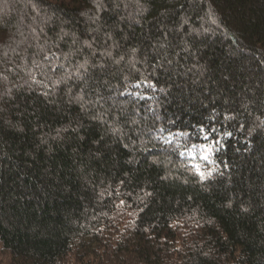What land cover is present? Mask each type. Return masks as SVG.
Returning a JSON list of instances; mask_svg holds the SVG:
<instances>
[{"label": "trees", "instance_id": "trees-1", "mask_svg": "<svg viewBox=\"0 0 264 264\" xmlns=\"http://www.w3.org/2000/svg\"><path fill=\"white\" fill-rule=\"evenodd\" d=\"M0 243L264 264V0H0Z\"/></svg>", "mask_w": 264, "mask_h": 264}, {"label": "snow or ice", "instance_id": "snow-or-ice-1", "mask_svg": "<svg viewBox=\"0 0 264 264\" xmlns=\"http://www.w3.org/2000/svg\"><path fill=\"white\" fill-rule=\"evenodd\" d=\"M85 43H87V41H86ZM90 46H91V45H89V47H90ZM136 51H137V50H136L135 48L132 49V52H133V53H135ZM45 59H47V57H45ZM121 59H123V57H121ZM168 63H171V61H168ZM79 68H84V65H83V64L79 65ZM51 70H52L53 72L56 71L55 68H52ZM33 79H35V78H33ZM145 83H147V82H145ZM149 86L155 88V83H153V84H151V85H149ZM137 87H139V85H137ZM44 95H47V93L45 92ZM161 131H163V130H161ZM198 131H199V133L202 134V137H203L204 140H209V139H210V136H211V133H212V132H215L216 129L213 128V129H210V130H209V129H205L203 126H201V127L198 129ZM180 134L183 135V133H180ZM226 135H229V136H230L231 133H227ZM166 142L170 143L171 141H166ZM218 144H220V141H219V140H215V139H213L212 144H210V145H199V146H197V145L193 144V145L191 146V148L195 149V148H197V147H200V148H201L202 150H204L205 152H210V150H211L215 145H218ZM186 151H190V150L186 148ZM184 154H185L184 152H181V153H180V155H182V156H183ZM192 158L195 159V156H193ZM200 159H202L203 161H206V162L215 163V161H210V155H209V154H203V155H201ZM194 167L196 168V172H197V174L199 175V177H200V179H201L202 181L206 180V179H207L208 177H210V176L212 175V173H213V169H209L208 172L205 173V172L202 170V168H201V166H200L199 164L195 165Z\"/></svg>", "mask_w": 264, "mask_h": 264}, {"label": "rangeland", "instance_id": "rangeland-1", "mask_svg": "<svg viewBox=\"0 0 264 264\" xmlns=\"http://www.w3.org/2000/svg\"><path fill=\"white\" fill-rule=\"evenodd\" d=\"M198 154H199V157H201V155H203V154H209L211 156L212 152H211V150H210V152H205L204 150H202L200 148L198 150ZM192 157L193 156H191L190 158H192ZM10 261H11L10 255L7 252H4L3 247L0 243V264H10Z\"/></svg>", "mask_w": 264, "mask_h": 264}]
</instances>
